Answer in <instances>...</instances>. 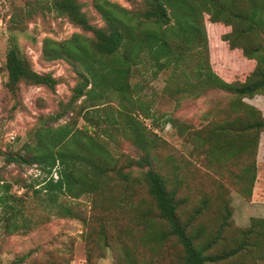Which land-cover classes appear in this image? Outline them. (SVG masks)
<instances>
[{
    "label": "trees",
    "instance_id": "trees-1",
    "mask_svg": "<svg viewBox=\"0 0 264 264\" xmlns=\"http://www.w3.org/2000/svg\"><path fill=\"white\" fill-rule=\"evenodd\" d=\"M92 4L103 21L100 26L90 22L79 0H25L24 8L17 7L11 13L8 30L24 31L28 20L51 15L90 36L73 33L62 41L47 36L42 39V60L68 62L75 67L77 82L70 96L57 102L56 111L40 117L36 129L30 131V143H25L21 151L4 152L5 161L36 164L45 173L40 190L50 201L59 195H87L93 216L101 209L102 217L95 231L86 236L90 239L91 234H97L108 246L103 229L106 225L113 228L116 264H159L154 253L171 249L176 259L162 264H264V218L252 217L246 227H236L230 207L222 198L215 199L212 214L206 195H199L191 205L195 188L188 183V171L180 175L172 157L161 164L154 151L156 135L125 109L126 100H131L138 85L133 80V66L144 57L149 56L157 66H193L197 78L192 83L194 88H217L227 95L221 107L223 114H219L225 117L212 121L205 131L210 139L207 163L210 165L213 158L223 163L236 159L241 164L239 179L245 188L239 190L248 198L256 177L264 115L243 98L264 93V0H139L130 8L108 0H94ZM203 14L212 23L230 27L220 40L237 50L250 67L243 80H225L211 68ZM3 71L4 90L14 101L7 116L15 109L21 84L54 90L58 80L51 72L33 69L13 34L8 36ZM181 90L189 91L185 87ZM82 96L85 103L80 110L98 112L100 106L111 101L122 109L117 108L118 116L108 117L110 110L106 109L104 116H83L95 122L92 130L86 124L81 128L74 123L52 126L75 110L74 104ZM167 120L176 127V119ZM102 121L106 127L95 131ZM113 131L139 150L135 159L124 164L128 171L116 166L100 139V134ZM201 146L204 148V143ZM132 167L138 171L134 173ZM117 183L121 187L114 195ZM9 186L6 182L0 185V224L5 233L26 226L22 201L8 193ZM135 195H139L138 200L128 202ZM140 249L149 250L148 258L136 255ZM24 258L21 255L9 264ZM86 264H90L89 256Z\"/></svg>",
    "mask_w": 264,
    "mask_h": 264
},
{
    "label": "rangeland",
    "instance_id": "rangeland-1",
    "mask_svg": "<svg viewBox=\"0 0 264 264\" xmlns=\"http://www.w3.org/2000/svg\"><path fill=\"white\" fill-rule=\"evenodd\" d=\"M79 1L90 22L102 25L103 21L92 4L94 0ZM108 1L130 8L139 0ZM24 6L25 0H0V185L8 183V193L21 199L24 224L28 227L5 233L0 224V264H9L21 255H25V258L17 264H86L88 256L90 264H116L114 258L118 255V249L113 228L106 225L103 229L108 246L103 245L104 241L97 234H91L90 239L86 236L87 232L95 231L102 217L101 209L93 216L87 195H59L56 200L50 201L44 190H40L45 173L36 164L7 162L4 159V152L21 151L25 143L31 142L30 131L36 129L40 117L56 111L57 102H64L77 82L75 67L68 62L42 60V39L47 36L62 41L73 33L90 36L67 20L51 15L43 20L40 17L28 20L24 31L8 30L11 13L17 7ZM203 23L211 68L225 80H243L250 67L237 50L229 49L220 40L221 35L230 31V27L210 22L207 14H203ZM10 34L15 36L20 50L29 59L34 70L51 72L58 80L54 90L21 84L15 109L7 116L14 103L3 87V61ZM133 69L136 74L133 80L138 81V85L136 84V93H131V100H126L128 104L125 109L156 135L154 151L161 164H166L167 159L172 157L179 165L180 175L188 171V183L195 188L191 192L190 204L196 203L199 195H206L211 202L209 213L212 214L216 209L215 199L222 198L230 207V217L236 227H246L252 217L264 218V160L258 166L256 162V177L248 198L239 190L244 187L239 179L241 164L236 159H224L226 162L223 163L213 158L210 165L207 163L211 157L210 139L206 137L205 131L212 121H220L225 117L219 114H223L221 107L227 95L217 88H194L192 83L197 79L195 70L193 66H187V63L157 66L147 56L133 66ZM181 87L189 91H182ZM84 98L85 96L79 98L74 104L76 109L51 123L52 126L74 123L77 128H81L86 124L92 130L95 122L92 119L88 122L83 116L96 117L97 113L104 116L105 109L110 110L108 117L118 116L117 108L122 109L116 101H111L110 106L108 102L100 106L98 112L80 110V106L85 103ZM243 101L255 106L264 115V93L243 98ZM169 118L177 120L176 127L167 120ZM106 125L102 121L94 130L99 131L100 127L105 128ZM100 139L105 143L116 166L121 167L122 171H128L124 164L128 159H135L139 150L118 131H113L110 135L100 134ZM201 143H204V148ZM258 143H264V131L260 133ZM130 169L134 173L138 171L134 167ZM52 176L57 177L56 173H52ZM120 187V183L114 186V195L119 192ZM138 198L139 195L131 196L128 202H136ZM66 208L69 212L64 210ZM21 221L22 219L19 220ZM136 253L139 257L148 258L150 252L140 249ZM174 255L173 249L154 253L159 264L169 259L175 260Z\"/></svg>",
    "mask_w": 264,
    "mask_h": 264
},
{
    "label": "crops",
    "instance_id": "crops-1",
    "mask_svg": "<svg viewBox=\"0 0 264 264\" xmlns=\"http://www.w3.org/2000/svg\"><path fill=\"white\" fill-rule=\"evenodd\" d=\"M263 148H264V143H258L257 155H256L257 166L260 165V163L264 160Z\"/></svg>",
    "mask_w": 264,
    "mask_h": 264
}]
</instances>
